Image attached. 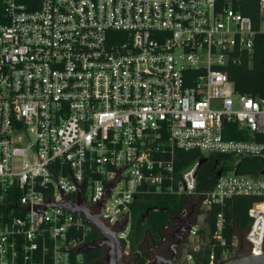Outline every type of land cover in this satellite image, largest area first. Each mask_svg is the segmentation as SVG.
Here are the masks:
<instances>
[{"label": "built area", "instance_id": "obj_1", "mask_svg": "<svg viewBox=\"0 0 264 264\" xmlns=\"http://www.w3.org/2000/svg\"><path fill=\"white\" fill-rule=\"evenodd\" d=\"M234 4L240 0H5L0 264H105L106 251L94 261L76 253L98 232L84 212L57 205L81 200L134 264L144 251L132 250L133 203L154 193L189 198V238L170 264L264 254V97L236 92L227 70L252 56L264 0L257 25ZM231 123L248 138L226 137ZM182 150L240 160L199 190L200 161L177 168ZM243 157L261 158L262 167L238 172ZM241 195L257 199L229 248L223 211L214 233L203 226L209 209ZM217 246L225 248L220 258ZM207 250L197 262L194 253Z\"/></svg>", "mask_w": 264, "mask_h": 264}, {"label": "trees", "instance_id": "obj_2", "mask_svg": "<svg viewBox=\"0 0 264 264\" xmlns=\"http://www.w3.org/2000/svg\"><path fill=\"white\" fill-rule=\"evenodd\" d=\"M5 0H0V19H2ZM234 7L245 15L253 18L255 25L258 23V7L257 0H240V4H234ZM228 75L234 83L235 91L241 94H247L254 97H264V33L257 34L255 38V46L252 56L243 55V61L240 64H230L227 67ZM233 129V133L226 134L228 138H248L247 134H241L238 125L229 124ZM180 157L177 162V168H181L187 164H191L196 160L207 158L198 170L199 190L210 187L216 180L214 174L220 168L228 170L226 154H210L205 156L196 150L178 151ZM216 167V168H215ZM262 167V159L257 157H243L238 165V172L256 174ZM215 168V169H214ZM253 196H236L226 201L225 204L219 206L214 205L209 209L206 217V224L210 233L215 231V217L219 211H223L227 220V230L225 236L227 238L229 248H233V242L236 241V231H245L250 222L248 210L256 200ZM189 198L187 196L163 195V194H146L138 195V199L133 203L132 209V250L137 253L146 235H150L152 242L159 245L163 242L165 235L163 230L173 221V216L183 213ZM149 207H157L160 210L152 211L147 223L143 222L142 215ZM101 235L93 231L87 237V242H93L99 239ZM225 248L217 246L215 249L216 256L221 257ZM106 248L96 247L83 254L85 261L100 260L105 254ZM211 251L195 252V259L202 263L205 256ZM150 257L148 252L138 253L134 260V264H144ZM201 261V262H200Z\"/></svg>", "mask_w": 264, "mask_h": 264}, {"label": "water", "instance_id": "obj_3", "mask_svg": "<svg viewBox=\"0 0 264 264\" xmlns=\"http://www.w3.org/2000/svg\"><path fill=\"white\" fill-rule=\"evenodd\" d=\"M207 161V158H203L200 160L201 166L204 162ZM216 168V167H215ZM214 168V169H215ZM222 168L218 169L214 174V177L217 178L222 174ZM137 199V197L135 198ZM50 203V202H49ZM60 205L68 210L74 211H83L87 219L91 224H93L101 237L93 242H88L82 247L76 249V253L84 254L89 252L96 247H103L106 246V256L104 259L105 264H129L124 261L122 257V243L120 239L116 236L115 231H112L101 221L98 220V215L92 214L84 205V201L77 203L76 206L72 207L68 202L64 204H57ZM160 210L157 207H149L145 213L142 215L143 222L147 223L149 220V216L152 211ZM153 260H150L144 264H170L172 262H176L178 259V254L174 252L173 256L169 259H165L160 255H155ZM219 264H264V254L262 255H253V253L248 255H241V256H233L227 259L222 260Z\"/></svg>", "mask_w": 264, "mask_h": 264}, {"label": "flooded vegetation", "instance_id": "obj_4", "mask_svg": "<svg viewBox=\"0 0 264 264\" xmlns=\"http://www.w3.org/2000/svg\"><path fill=\"white\" fill-rule=\"evenodd\" d=\"M190 226L191 216L189 213L177 214L176 218L164 229L165 238L162 243L156 246L159 251H154V254L169 259L174 252L178 253L189 238ZM104 247L107 250V247Z\"/></svg>", "mask_w": 264, "mask_h": 264}, {"label": "rangeland", "instance_id": "obj_5", "mask_svg": "<svg viewBox=\"0 0 264 264\" xmlns=\"http://www.w3.org/2000/svg\"><path fill=\"white\" fill-rule=\"evenodd\" d=\"M204 155L205 156H209L210 153L209 152H204ZM240 160V157L238 156H234V157H229L227 158V163L230 164L232 167H229V170L227 171L228 173H232L233 170H234V166L239 162ZM194 203V200H191L190 202V205H188V212H190V206ZM193 215V214H192ZM177 215H174L173 216V219L176 218ZM192 219H194V216L192 217ZM203 222V217L200 216L199 217V223H202ZM204 228H207V225H204L203 226ZM164 232V230H163ZM141 247V250L142 251H146L148 252L150 255L153 254L154 255V251L158 252V248H156L157 245H155L153 242H152V238L151 236L148 234L146 239L144 240V242H142V245H140ZM185 256H186V251L184 250V253H182L181 257H180V262H185ZM189 264H193V262H190Z\"/></svg>", "mask_w": 264, "mask_h": 264}]
</instances>
